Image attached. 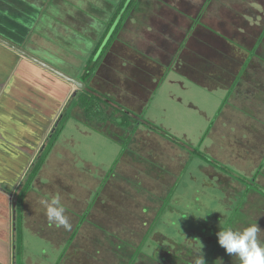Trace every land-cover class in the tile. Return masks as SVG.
Listing matches in <instances>:
<instances>
[{
    "label": "rangeland",
    "instance_id": "obj_1",
    "mask_svg": "<svg viewBox=\"0 0 264 264\" xmlns=\"http://www.w3.org/2000/svg\"><path fill=\"white\" fill-rule=\"evenodd\" d=\"M104 1L108 3L106 8L113 5L117 10L106 11V23L96 29L95 43L92 37H88L91 39L88 43L81 37L72 38L71 34L63 43L61 39H64L57 35L60 45L52 51L59 65L56 69L69 76L70 67L91 65L93 57L87 59V54L104 43L100 53L105 58L90 87L107 96L113 106L108 114L115 116L108 122L102 118L93 123L86 115H79L78 109L66 114L51 154L26 196V229L22 228L23 245L17 249L20 264H128L152 229L157 210L161 209V203L152 199L163 197L168 189L176 191L173 210L161 218L160 227L153 231V241L172 251L174 257L189 259L187 249L180 247L178 251V246H174L173 251L168 248L169 243L179 236L188 238L189 232L199 236L197 228L202 225L201 219L209 220L204 228L211 232L212 227L217 236L244 200L242 194L253 188L250 181L264 167V0H160L164 3L161 6L157 0H141L140 10L131 15L115 36L120 20L112 27L113 20L125 0ZM65 19L64 25L74 27L72 17ZM49 24L53 29L69 33L70 28L59 23ZM81 24L76 23V27L82 28ZM55 30L56 34H63ZM56 34L47 36L56 37ZM110 41L113 43L106 50ZM195 54L197 58L193 57ZM43 60L55 66L53 60ZM157 60L165 66L162 73ZM169 71H172L170 76ZM165 72L169 79L163 86L165 80L160 82ZM78 80L89 86L87 78ZM81 91L84 90L78 92ZM229 91L233 92L232 96ZM151 97L153 100L146 110L151 122H145L137 113H141ZM62 105L58 117L63 113ZM125 112L132 118L130 122ZM136 121L142 132L136 143L129 146ZM52 128L54 123L48 133ZM160 132L169 137L163 138ZM46 135L43 146L48 140ZM9 143L10 151H16ZM43 146L30 148L39 152ZM43 153L39 152L35 161ZM34 155H28L31 161L28 159L26 172L19 175L21 170L14 169L10 175L14 181L19 177L20 186L17 189L15 185L17 191L9 207H13L23 182L35 166ZM17 158L25 164L26 157ZM208 161L212 164L207 165ZM262 170L253 192L245 197L247 201L239 210V220L231 228L242 231L257 224L261 229L258 239L264 243V195L255 187L264 189ZM119 174L143 185L139 190L128 191L127 185L119 182ZM175 176L177 185L169 188ZM243 183L249 184L245 187ZM4 190L8 188L4 186ZM56 195L66 209L70 229L50 222L46 216V202ZM179 209L191 216L194 222L191 219L190 222L196 230L188 232L191 224L182 223ZM88 212V220L79 229L80 236L71 247V255L60 261L59 248L67 246ZM175 222L180 224L175 226ZM129 236L135 242H130ZM185 242L192 244L190 239ZM89 243L93 251L85 247ZM204 248L208 253L209 245L205 244ZM222 251L225 253L224 248ZM170 254L166 252L162 256ZM223 257L218 256L219 264H241L235 255ZM151 263L148 257L135 264Z\"/></svg>",
    "mask_w": 264,
    "mask_h": 264
},
{
    "label": "crops",
    "instance_id": "obj_2",
    "mask_svg": "<svg viewBox=\"0 0 264 264\" xmlns=\"http://www.w3.org/2000/svg\"><path fill=\"white\" fill-rule=\"evenodd\" d=\"M157 1H159L158 5H164L162 1ZM90 5L93 7L90 8ZM138 5L140 6L138 10H140L142 4L139 3ZM107 6L108 3L104 0H0V38L56 69L59 65L52 50L54 47L55 50L57 47L59 48L57 35L64 39L63 41L61 39L63 43L68 41L69 34L75 39L81 37L83 42L88 40V43L91 42L88 37H92L95 43L97 39L95 36L96 29L101 26L104 27L106 23V11L114 10L116 13L117 10L113 5L109 8H106ZM65 17L73 18L74 27L70 28L64 25ZM51 21L59 23L64 28H70L69 33H63L55 28L59 33H63L56 34V30L49 24ZM75 22L78 25L82 23L81 25L84 28L79 27V29L76 27ZM48 33H54L56 37H48ZM62 50L66 51L64 46H62ZM95 50L96 47L87 54V59L94 55ZM74 51V56H77V51ZM193 57L197 58L198 56L195 54ZM43 58L53 60L55 66L43 60ZM161 65L160 61L158 66L162 73V68L165 66L164 64ZM179 66L182 65L179 64ZM167 67H170V65ZM85 68V65L76 69L70 67L69 76L79 81L78 79L82 77ZM164 76L165 74H162L161 80ZM168 77L164 79L163 86L169 79ZM57 81H63L65 84L62 85L67 84L69 86V94L64 99L65 104H63L66 105L68 98H72L75 92L78 91L75 90V86L19 54L12 47L0 42V180L4 178L10 180V175L14 169L21 170L23 173L26 172L28 163L31 161L27 155H34L38 150L33 151L30 147L41 145L42 142L40 143L39 138H43L44 125L48 127L51 124V127L57 121L60 111L57 114L53 111V107L59 106L57 94L59 85L55 86L54 83H57ZM53 84L54 86H52ZM153 97L146 101L143 108L149 107ZM46 134H48V131H46ZM8 143L12 148L18 147L17 152L14 151L15 154L19 155L22 153L21 150L23 151L22 154L26 157V160L24 159L25 164L22 161H14L15 164L17 162V166L14 167V162L10 160L11 151L8 150ZM16 143L19 145L15 146ZM28 144L30 147L27 146ZM18 178L17 176L16 179ZM4 183L0 181V264H11L13 231L12 207H9V204L11 198L13 199L15 195L13 194L14 191L10 189V181ZM17 185L19 184L17 183ZM4 186L13 193L4 190Z\"/></svg>",
    "mask_w": 264,
    "mask_h": 264
},
{
    "label": "trees",
    "instance_id": "obj_3",
    "mask_svg": "<svg viewBox=\"0 0 264 264\" xmlns=\"http://www.w3.org/2000/svg\"><path fill=\"white\" fill-rule=\"evenodd\" d=\"M140 3V0H125L124 3L121 5V9L120 11H118V13L116 14L114 20H113V24H112V27L114 26L115 24V21L117 20H120V23L119 25L117 26V30L114 34L115 35H118L119 32L121 31V29L123 28V26H125V24L127 23V21L131 18V15L135 12V11H138L139 7H137V10H134L135 9V5L139 4ZM121 11L123 12L124 11V15L121 14ZM110 30H112L110 28ZM109 34V33H108ZM107 36V35H106ZM115 37H113V40H114ZM112 40V41H113ZM112 41H110L111 43L108 45V47L106 48V50L109 49V46L113 43ZM103 42L100 43V45L96 48V50L94 51V55L92 56L93 57V60L94 62L92 61V64L91 65H87V70L85 69L83 75L85 78H82L81 77V81L83 79H86L87 78V84L90 85V83L93 81V79L96 77V73L98 70V67L100 66L101 62H103L104 60V55H102L100 53L102 47H103ZM104 50V49H103ZM106 52V51H105ZM256 54V53H255ZM248 61V60H247ZM246 66H248V63L246 64ZM245 66V67H246ZM97 70V71H96ZM172 72V71H171ZM170 71L168 72V75H170L171 73ZM95 73V74H94ZM167 72H165V75H166ZM242 73V72H241ZM82 75V76H83ZM166 77L164 76L163 79H165ZM84 81V82H85ZM63 82V81H62ZM61 81H57L54 82L55 83V86H57V84L59 85L58 86V104L59 106L57 105L56 107H53V111L55 114L58 113L59 109H60V105H62L64 103V99L68 96V90H69V86L66 84V85H62V84H65L64 82L62 83ZM163 82V80H161L160 84ZM86 84V83H85ZM54 86V84L52 85ZM55 87H54V91H55ZM233 93V92H232ZM232 93L229 91V95L232 96ZM107 96H102L101 94H99L97 91L93 90L91 87H89L88 85L86 86V89L84 91H81L77 94V96L75 98H71L69 104L67 105L65 111L62 113V120L56 130V132L52 135V137L50 136L51 139H48V146H47V149L45 150V153H43L44 155H41L40 159L35 161V166L31 169V173H29L27 175V179L25 180V182H23L24 184H22V187H21V192L19 193L16 201L18 203V207H17V211L19 213V217L17 215V224H19V226L17 227V232L15 233L17 239H16V245H17V248L18 246L20 245V247L23 245V229H26V220H27V216L26 214L24 213V205H25V201H26V196L28 195V193L30 192V190L32 189V186L34 184V181L39 177L38 175L40 174V172L43 170V167L45 166L46 162H47V156L49 157L50 154H51V150H52V146L54 144V141L56 140L58 134L60 133L61 131V125L63 124L64 120L67 118V113H73L74 110L78 109V114L79 115H86L87 117V120H90V121H100L103 119H106L105 121L108 122V119L110 117H113L115 116V114H108V109H112L113 106L110 104V101L109 99H106ZM107 100V101H106ZM226 102H229V101H226ZM148 107L146 108H143L141 109V113H137L139 117L142 118L143 121L145 122H151L149 121V118L147 117V114H148V111L147 110ZM114 113V112H113ZM126 113V112H125ZM127 118V120L130 122V116L128 113L125 114ZM100 119V120H99ZM85 121V120H84ZM89 121V123H90ZM94 123V122H93ZM134 125H135V132H134V136H130V143H129V146L130 144L132 143H136V138L140 137L139 135H141L140 133L142 132L141 131V125L139 124L138 121L136 122H133ZM51 124H49V126L47 127L46 125H44V131H43V137L44 135H46V131L48 130V128L50 127ZM154 126V125H153ZM155 127V126H154ZM117 129L120 130L119 127H116ZM150 130H153V129H150ZM138 131V136H135V134L137 133ZM154 131V130H153ZM155 133V132H154ZM161 136H163V138H166V137H169L168 134H164V132H160ZM160 137V136H159ZM40 139V143L42 142V137L39 138ZM133 139V140H132ZM50 140V142H49ZM180 145V144H178ZM13 150H18V147L17 148H12ZM32 150V148H30ZM8 150H10L8 148ZM17 152V151H15ZM14 151L10 152L11 156H15L16 155V158H11L10 157V160L12 162L14 161H20L18 157V154H15ZM21 152L23 153V151L21 150ZM21 153V154H22ZM196 154H200L199 151H195ZM19 154V155H21ZM23 155V154H22ZM28 156V155H27ZM44 156L46 157L45 160H44ZM24 157V155H23ZM203 159L206 160V158L204 156H202ZM18 159V160H17ZM17 162L15 164V162L13 163L14 167H16L17 165ZM207 163V165H211L212 162L211 161H208V162H205ZM143 164V163H142ZM155 167V166H153ZM264 167L262 166V168L260 169V171H258V173L256 174V177L254 178V180H251V184L252 185V189H254V184L256 185L257 184V180L259 179V177H261V175L263 174V170ZM241 173V172H239ZM23 174V171L20 172L19 175ZM169 175H171V173H169ZM119 182H123L124 183V186H126V188L128 189L129 191V188H139L143 185L142 182L139 183V181H134L132 182L131 180H129V176L127 177L126 175L123 176L122 174H119ZM176 177V176H175ZM242 177V176H241ZM240 179V178H239ZM242 180H244V178L242 177L241 178ZM17 180V181H16ZM15 181L10 179L8 180L7 178H4V179H1V183H4V182H9L10 181V185H11V190L14 189L15 185H17L18 183V179H16ZM245 180H248V179H245ZM177 182H178V178L176 177L175 180L173 181V183L171 182V184L169 183L168 184V187L169 188H173L177 185ZM242 183V181H241ZM5 184V183H4ZM246 187L247 184L249 183H243ZM257 187L260 192H262V194L264 195V189H262L259 185L255 186ZM252 189H249L247 190L245 193H243L242 195H244V200L240 201L239 202V205H238V208L235 210V212L232 214V217L231 219L227 222V224L224 226L223 230L226 229V228H231L233 223L235 221H238L239 220V210L240 208L246 203L247 200H245V197L247 196H250L251 193L253 192ZM95 193V192H94ZM93 193V195H94ZM175 193L176 191L174 190H171V189H168V192L166 194H164L163 197H154L152 199L153 202H160L161 203V209L157 210V219L155 220V222L153 223V226H152V229L150 231L147 232V236H145L144 240H142L141 244L139 246H137V249L135 251V253L133 254V256H130L129 258V263L128 264H135L137 261H140L141 259H144V258H148L151 259V264H178V263H184V264H196V261H197V257L196 256H200L201 255V250H202V253L204 255V259L206 261V264H217L218 261H217V258L218 256L220 257H223L224 255H226V257L224 256L223 258H226L228 259L229 258V254H227L226 252L223 253L224 251H222V247L219 245L218 243V237L215 235L216 232L214 231V229L211 227L210 230L211 232H208L207 230L208 229H205L204 226L205 224L209 221V220H204L202 221V219L200 220L201 221V224L197 230L198 232L200 233V235L198 236L197 234H194L193 233H190L189 231L191 229H195V227H192L194 226L191 222H190V219L193 221L192 218H190L191 216H188L187 214H184V211L183 210H180L181 211V216L179 218L182 219V223L184 224H191V227L188 228V232H189V236L188 238L184 237V236H179L177 237V239L175 240H172V241H175L174 243L172 242L171 244L169 243L168 245V248H170L171 250L174 251V246H178V251L180 250L179 248H185L187 249V254L189 255V259H186V260H182L183 258H179L178 256L175 257L173 256L174 253L170 250H166L165 247H161V245L159 243H156L155 241H153L154 237L153 236V231L156 229V228H159L160 225H161V218L163 217L164 214L167 213L168 210H173V206H172V203H173V197L175 196ZM124 195V193H122ZM100 196V195H99ZM97 201V199H96ZM94 206V204H92V207ZM91 207V208H92ZM90 208V210H92ZM89 210V211H90ZM148 210H145V212L147 213ZM88 215H89V212L87 215H85L83 218H82V222L80 225H78V227L76 228L75 232L73 233V235L71 236V238L69 239V243L67 244L66 247H64L63 249L62 248H59L61 249V254H62V257H61V260L60 261H65L66 258L68 256H70V252H71V247L73 246L74 244V241L77 239V237L80 236V228L82 226L85 225V223L87 222L88 220ZM192 216H194V214H192ZM196 217V216H195ZM219 217H217V221H219L220 219H218ZM144 222V220H143ZM194 222V221H193ZM146 224V223H144ZM177 224H180V222H175L174 225L176 226ZM204 224V225H203ZM196 230V229H195ZM133 236V235H131ZM131 236H129V241L130 242H135V239L131 238ZM138 236V235H137ZM172 238V237H171ZM205 238H206V242H205ZM186 239H190L192 244H186L185 240ZM208 239V240H207ZM68 242V241H67ZM150 242H153V243H150ZM91 243V242H90ZM85 245V247H88L90 248L92 245ZM209 245V251L208 253L205 252V248H204V245ZM100 247L102 248L101 244H100ZM194 247V248H193ZM92 251H93V247H91ZM199 249V251H198ZM86 250V249H85ZM21 251H22V248H21ZM90 251V250H88ZM166 252H171L172 254H170L171 256H168V257H164L162 256V254L166 253ZM18 253V251H17ZM74 253V251H73ZM92 253V252H91ZM93 255V253H92ZM99 255V254H98ZM161 255V256H160ZM21 257L19 254H18V258H17V261L15 264H20L19 261H20V258ZM174 257V259H173ZM96 259V258H95ZM95 262H97V259L95 260ZM219 264V263H218Z\"/></svg>",
    "mask_w": 264,
    "mask_h": 264
},
{
    "label": "clouds",
    "instance_id": "obj_4",
    "mask_svg": "<svg viewBox=\"0 0 264 264\" xmlns=\"http://www.w3.org/2000/svg\"><path fill=\"white\" fill-rule=\"evenodd\" d=\"M47 139H49V134ZM43 145L44 143L41 144V146ZM39 152L37 150L38 154ZM35 160L36 159H34V161ZM19 186L20 184L18 185V187ZM15 202L17 201L15 200ZM65 211L66 209L64 205L61 203V198L59 195L53 197L50 202H46V216L48 220L50 222L58 223L63 227H65L66 229H70L71 224L69 223V218L65 215ZM260 230L261 229L257 226V224L250 225L244 228L242 231L233 230L232 228H226L224 230H220L217 233L218 243L222 248L225 249V252L227 254L231 256L233 255L237 256L241 261V264H264V243H262L258 239V233ZM12 231L14 233L13 207H12ZM13 233H12V238H13ZM16 239L17 237L15 235V238L12 241V245H11V256H10L11 264H15L18 258V254H17L18 248L15 249V246L17 247ZM196 264H206L202 250H201V255L196 261Z\"/></svg>",
    "mask_w": 264,
    "mask_h": 264
},
{
    "label": "water",
    "instance_id": "obj_5",
    "mask_svg": "<svg viewBox=\"0 0 264 264\" xmlns=\"http://www.w3.org/2000/svg\"><path fill=\"white\" fill-rule=\"evenodd\" d=\"M0 42H2L3 44H5L6 46H9V47H12L13 49H15L19 54L25 56L26 58H28L29 60L33 61L34 63L42 66L43 68H45L46 70L50 71L51 73L55 74L56 76L60 77L62 80H65L66 82L72 84L73 86L77 87L78 88V91L79 90H84L85 88V84L84 83H81L79 81H77L76 79L72 78V77H69L65 74H63L61 71L55 69L54 67L48 65V64H45L44 62H41L40 60L30 56L29 54H27L26 52L22 51V50H19L17 47L13 46L11 43L3 40L2 38H0ZM77 91V90H76ZM77 91V92H78ZM77 92H75V94L73 95V97L75 98L77 96ZM66 105H63V108L62 110L65 108ZM62 115V114H61ZM60 115V117H58L57 121L55 122L54 124V128H52L50 131H49V139L50 136L52 137V135L56 132L61 120L63 119L62 116ZM48 144L46 143L45 146H43L40 150V154L45 150L47 149V146ZM38 154V153H37ZM37 154L35 155V158L36 159V156ZM34 161V160H33ZM17 207H18V203L17 202H14V205H13V228H14V233L17 232V227H18V224H17V214H18V211H17ZM17 247L15 246V249Z\"/></svg>",
    "mask_w": 264,
    "mask_h": 264
},
{
    "label": "flooded vegetation",
    "instance_id": "obj_6",
    "mask_svg": "<svg viewBox=\"0 0 264 264\" xmlns=\"http://www.w3.org/2000/svg\"><path fill=\"white\" fill-rule=\"evenodd\" d=\"M85 89H86V88H85ZM72 99H73V97H72ZM70 100H71V98H68V100H67V101H68V102H67L68 104H69ZM68 104H67V105H68ZM65 109H66V107H65ZM65 109H63V112L65 111ZM47 138H48V136H47ZM47 138H46V139H47ZM17 189H18V188H17ZM17 189H16V187H15V189H13V191H14L13 194H14V195H15V192L17 191Z\"/></svg>",
    "mask_w": 264,
    "mask_h": 264
}]
</instances>
